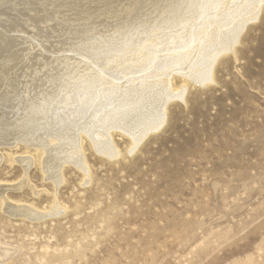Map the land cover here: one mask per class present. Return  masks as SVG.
Instances as JSON below:
<instances>
[{
  "label": "rangeland",
  "instance_id": "rangeland-1",
  "mask_svg": "<svg viewBox=\"0 0 264 264\" xmlns=\"http://www.w3.org/2000/svg\"><path fill=\"white\" fill-rule=\"evenodd\" d=\"M34 1L25 0L24 4L23 0H1L0 2V47L2 44L3 47H6L5 49L1 47L2 51L0 49L2 53L0 61L9 59L8 50H12L11 53L9 52L12 57L13 50L16 52L18 47L22 46L20 48L23 49L26 44V47H29L24 51L18 49L17 53L23 52L20 53L21 56L16 53L14 55L18 59L22 55H26L25 59L23 57L17 60L24 64L16 65V68L10 70L12 72L7 73L8 76L5 74L4 77L7 76V81L3 79L4 77H2L3 80L0 78V82L11 81L14 88H17L15 90L17 94L23 79L26 78L27 83L29 80L35 79L27 78L30 73L27 74L23 68H21L23 71L20 74L24 75L26 72L25 78L18 72L20 71L18 66L27 65V61L36 69H41L40 72L37 70L35 75H38L37 77L41 80L38 79L41 82L39 85L45 84V88L48 79L59 77L57 73L61 70L60 63H70V61L72 63V60H68L69 58H76L77 60L75 59L73 62L78 65L76 63L68 65V63L67 69L69 67L71 71V68L73 70L77 66V69L82 67L84 70L80 68L81 72L83 71L80 73V70L76 69L79 71V75L76 71L73 70V73L71 71L72 76L74 73L79 76L77 78L75 75V78L78 79H76L77 82L82 81L81 84L78 83L81 86L92 79L94 81L97 79L95 84L99 86L98 82L102 77L104 84L102 86L100 83V86L105 88V85H109V79L116 78V75L120 77L119 81H117L118 78L115 80L113 78L116 83H124L125 79H129V77L136 78L139 75H150L151 73L152 76L149 77L156 79L158 77L157 72L156 74L154 72L156 66L154 63H160L165 57L174 55V53L178 54L189 50L190 53L198 52L201 47L208 45L206 36L213 33L218 26L224 25L227 19L231 20L230 16L227 17L223 11L221 12L227 18L225 19L224 15L220 16L223 13L218 12V14V10H214L213 7L217 4L213 2L215 4H211L213 11L211 7L207 8L205 17L207 19L212 17V20L209 19L210 22H208L209 20L204 19V21L206 20L205 25L210 28L208 30V26L205 28L204 25L202 29L204 36H197L196 42L193 29L190 28L191 31H187L189 28L184 25L182 28L181 26L176 27L171 31L164 29L163 34L160 30L157 32L156 29L152 31L154 34L152 32L150 35L147 34L143 29L146 30L151 26L150 23L153 20V16H150L151 18L146 16L148 13H145V20L141 19L147 21L144 23L145 27L142 28L143 26L140 25L141 28H139L136 18L138 15L144 14V10L151 5L152 0ZM225 5H228V2ZM225 5L221 3L218 9L224 7L223 10L228 11L234 4L228 6L230 9ZM136 9H140V11L138 10L136 13ZM133 13L134 18L132 17ZM213 13L214 15H212ZM69 16H73L75 19L69 18ZM108 16L109 18H107ZM121 16L124 17L121 18ZM138 17L140 18V16ZM157 19H155L157 22H153L155 21L153 20L151 24L159 26L158 22H162V19ZM239 19H242V16L235 18V20ZM131 21L132 23L129 24ZM84 22L85 24H83ZM212 22L218 23V25L214 26L215 23ZM14 23L19 25L17 24L18 26L15 27ZM132 24L133 29H131ZM108 26L112 27H110L112 32ZM25 27L27 30L24 29ZM54 27L55 29H53ZM120 28L122 32L119 33ZM125 28L129 29L128 32L125 31ZM9 30L14 33L8 32ZM38 31L40 32L38 33ZM52 31L54 34H49ZM133 31L134 36L139 35L138 37L145 38L144 43L135 42L133 39L132 47L130 46L131 48L125 53L122 48ZM5 32L13 33L12 36L15 34L14 39L11 34L8 36ZM102 32L106 34L104 35ZM172 33L178 34V37L181 38L185 35L191 36L190 42L194 41L189 43L197 44H188L189 47L179 49V44L174 45L172 39H169L174 35ZM24 34H27L28 38ZM5 35L6 38H9H4ZM239 36L237 47L235 46V55L225 53L217 59L214 67L215 83L208 84V86L200 85V87L199 83L190 84L185 95L186 103L178 102V100L170 102L165 124L158 131L148 134L142 141L143 144L141 143L134 153H131L127 138L118 137L117 134L116 137L114 135L116 132L113 134L115 138L113 141L121 154L114 156L115 158L102 156L92 149L88 139L83 140L82 153L88 165L85 167L89 171L87 177L89 179H86L72 163H65L64 167L62 166L63 182L55 187L42 174L40 163L35 161L34 164L30 163V168L28 167L26 172V177L28 176L29 180L27 181L28 185L24 184L20 188H13L14 185L19 186L20 181L23 180V164H19L18 161L13 162L11 158L21 157L24 148L22 145L15 148L0 146V153L3 155L0 160V186L4 184L11 186L4 192L8 200L32 205L35 210L47 213L56 201L60 210L63 209V212L60 211L58 214H50L39 219H32V217L27 219L20 215H11L6 211V208H3L0 201V264H264V6L256 20L244 25ZM22 37L27 38L26 42V38L23 39L24 41L20 40ZM176 37L177 35L172 38ZM35 38H39V41ZM40 38L44 39L40 40ZM109 38L114 40L115 44ZM117 38L120 40V42L118 41L119 47ZM11 39H13V43ZM3 41H5V45ZM20 41L25 44L23 45ZM103 41H105L104 44ZM6 43H11V45L16 43L17 45H12L14 48L10 45L8 48L9 45L6 46ZM15 46L17 47L15 48ZM46 46L48 49L52 47L54 52L52 49L49 52ZM93 46L94 48H92ZM101 46L103 50L104 46H108L107 50H101ZM114 46L117 51L119 49L118 54L110 56L108 53V59L104 64L99 61L96 66H93L95 64L90 60L97 47H100L97 49L98 51L101 50L100 52L105 53L108 50L114 52ZM55 47L57 52L54 50ZM26 50L32 51V53L28 55ZM75 50L81 55H76ZM34 51H37L38 54L42 53L41 56L35 54ZM194 53L192 55L195 56L196 53ZM87 54L90 59H87L88 56L85 58ZM209 54H213V52H209ZM14 56L10 57L12 61L15 60ZM28 57L34 60L29 62ZM53 57H55L54 60L58 59L59 63L54 61ZM111 59L115 61L111 62ZM41 60L45 61L42 63ZM61 60L64 61L61 62ZM192 61L194 63L195 59ZM192 61L189 60L188 65ZM53 62L58 63H54L56 68L52 66ZM83 62L86 66L91 65L90 72L86 73L88 67L82 65ZM88 62L90 63L88 64ZM101 63L102 65H99ZM174 63H178L176 64L177 69L178 67L182 69L186 62L178 60ZM64 65L62 68H66L65 63ZM95 70L96 72L101 70L100 74L99 72L93 73ZM49 71H53V73ZM139 71L141 73L138 75ZM144 71L146 72L144 73ZM128 72L130 76H127ZM40 73L42 74L40 75ZM88 73L90 76H87L91 79L87 78L86 74ZM108 73H112V76ZM44 74H47L46 77ZM70 76L69 73L66 79L69 80ZM83 76H86L87 81ZM15 77H20V80L13 79ZM29 82L31 83V81ZM36 82L33 87L28 86V90L37 86ZM105 82L107 83L105 84ZM174 85L177 87L181 85L179 78H176ZM48 89L46 90L48 93L53 91V89L51 91L50 88ZM58 90L60 91V88ZM37 92L41 94V91ZM22 93L21 91L19 97L23 96ZM60 97L57 96L53 99L56 100ZM4 98L6 99V97ZM13 99L15 97L11 98V100ZM34 99L36 98L34 97ZM53 99L50 100L53 101ZM57 106L59 108L62 105L59 103ZM52 110L53 107L49 112ZM63 116H68V113H64ZM31 153H33L32 150Z\"/></svg>",
  "mask_w": 264,
  "mask_h": 264
},
{
  "label": "bare ground",
  "instance_id": "bare-ground-1",
  "mask_svg": "<svg viewBox=\"0 0 264 264\" xmlns=\"http://www.w3.org/2000/svg\"><path fill=\"white\" fill-rule=\"evenodd\" d=\"M24 1L25 0H23V2H22L23 4H24ZM128 1L127 2L125 1V2L128 3ZM156 1L152 0L151 5L149 7H147L146 10H144L145 11L144 14H141V12H143V11L140 12L141 15H138V16H140V18L136 15L137 16L136 20L139 21V22L137 21L138 23L134 19L135 20L134 22H136V24L139 25L138 26L139 28H141L140 25L143 26L142 28L145 27L144 23H147V21L146 22L144 21L146 16L147 17H150V16L152 17L153 16L152 17L153 20H155L157 18H159V20L162 19V22L161 21L158 22L159 26H154L155 24L154 25L151 24L153 20L151 21V19H150V21H151L150 25L151 26L146 28V30L143 29L147 34L149 33V35L155 29L157 30V32H158V30H160L161 33H162V32H164V29H168L169 31H171V30H174L176 27L178 28V27L181 26V28H182V26L184 25L185 27L187 26L186 28H189V29H187V31H189V30L191 31V29H193L192 32L194 33L195 41H196V38H198L197 36H200V35L202 36L204 34V33L202 34V32H203L202 29L204 28V25L206 24L205 23L206 20L204 21V19H207V18H205L207 16V11L206 10H207V8L209 9V7L212 6L211 4L213 2L215 4H217L215 7H213L214 10H216V11L218 10L217 13L223 11L226 14L227 17H228V15L230 16L231 20L227 19L226 22L224 23V25L218 26L216 28V30L213 31V33L211 32L209 36H206V37H208L207 38L208 39V42H207L208 45L207 46L205 45L206 47H201V49H199L198 52L195 51V53H196L195 56L192 55V53H194V51H192V53H190L189 49H188L189 51H184L183 50L184 52H181V53H178V54L174 53V55H168L167 57H165L163 55L165 57V59L162 60V58H161L162 62L154 63V64H156V66L154 67L155 68L154 72H155V74L157 72V77L158 78L153 79V77H149L150 75L152 76V73L150 75H146V74H144L146 71H144V73L142 72L144 75L140 76L139 73H141V72L139 71V72H137L139 77H136V78L132 77L133 79L131 77H129V79H125L124 83H118V82L116 83V81H114V80L118 78L117 81H119L120 77H118L119 75H116V72H115V75L117 77L116 78L113 77L114 80L111 77H110L111 79H109L110 82H115V83H110L108 81L109 85H107V86L105 85V88H101L100 83L102 85V84H104V81L101 79L102 77L100 78V81L98 82V85L100 86L101 89L98 88L99 86H97V84H95V81L97 79H95V81L92 79L94 81V83H93L92 80H89L88 83L86 82L87 84H82V86L78 84V83L82 82V81L77 82V80H78L77 78L79 77L78 75L84 71L83 68L80 67L83 70L81 72V69L80 68L77 69V66L75 65L76 69L80 70V73L76 69H73L74 71L77 72V74L79 73L78 75H76L74 73L73 74L74 76H72V73H73L72 68H71L72 73L69 70V67L67 69V66L70 65V63H71L70 60H72V63L74 64L76 62H73V60H75L76 58L75 59H70L69 58L68 60L70 61V63L69 62H64L66 64V68L65 67H63V68H65L66 70L62 68V66H65L64 63L63 64L60 63L59 65L61 67V70H63V71H61V70H59V72L57 71L58 72L57 74L59 75V77L55 76V78H53V79L51 78L52 80L48 79L47 80L48 84H47L46 88L44 87V86H46L45 84L39 85L41 83L40 82L41 80L37 77L38 75L37 76L35 75V72L38 69H36L34 65L28 64V61L26 60L27 61V65H24V66H21V67L18 66V68H19V70L21 72L18 71V68H17V71L20 74L25 69L27 74L30 73V74H28L27 78H29V77H30L29 79L35 78L34 79L35 82L38 79L40 81L38 80V82H36L37 86H35L33 89L31 88L30 90H28L29 89L28 86L29 87L30 86L33 87L35 82H34V80H29L28 79L29 81H31V83L29 81L27 83V80H25L26 78L24 77V75H26V72H24V75L20 74V75H23V77L25 79H23V80L21 79L23 81L22 84H21L22 86H21L20 89H18L19 93L17 94V93H15V90H17V88L16 89L14 88V86L11 83V81L6 83V81H7L6 78L8 76L7 73L9 74L10 70H12L13 68H16L17 67L16 65L24 64L23 62L19 63L20 61H17V60H19V59H21L23 57L25 59L26 55L25 56L22 55V57L19 58V59H18L17 56H14V55L16 53L17 55L19 54V56H21L20 53L22 51H24L25 48H27L28 46L26 47V45H27L26 44L24 46L25 48L22 49V48H20L22 46H20L18 44L20 46V47H18V49L20 48L19 50H22V51L17 53V51H19L18 49L16 50V52H15V50H13L14 51V55H12V57L13 56L15 57L14 58L15 60H13V61L10 59L11 56L9 54V52L12 51V50H8L7 49L9 51V52L7 51L8 53L7 52H3V53H7L9 55V57H8L9 59L6 58V59L0 61L1 62V64H0V76L1 77L0 78L2 79V77L5 76V74L7 75L6 77L3 78V79H6L5 83H4V81L0 82V97H1L0 98V146H8V147H14L15 148L18 145H22L23 148H24V152L21 154V157H18V158L12 157L11 158V161H13V162L14 161H18L19 164L20 163L23 164L22 165L23 166V176H22L23 180L22 181L18 180V181H20V185L19 184H18L19 186L14 185L13 188L14 187L15 188H20L24 184L26 185L28 183L27 181H29V180L27 178L28 176L26 177V172H27V169L30 168L29 167L30 163H33L35 161L40 163L42 174L47 179H49L50 182H52V184L55 185V187H57L60 183L63 182V176H62V170L63 169H62V166L64 167L65 163H68V164L72 163L74 166H76L83 173V175L86 177V179H89V178H87L88 175H89V171H88V169H86V167L88 165L86 164L84 155L82 153L83 152L82 143H83V140H86V139H88L89 142L91 143L90 144L88 142L91 145L92 149H94L96 152L100 153L102 156H106V157L119 156L121 153H120V151H118L116 149L117 147L114 144L115 138L113 137V134L116 132L114 134L115 136L117 134L118 137H126L127 138V144L129 145V147H131L130 148L131 153L132 152L134 153L135 150H137L136 148L142 143V141L146 138V136L148 134H151V133H154V132L158 131L165 124L166 119H167V111H168V107H169L168 105H169L170 102H172V101L174 102V100H178V102L181 101L182 103H186V99H185L186 96L185 95H186V93L188 91V88H189L190 84L193 85V84L199 83V87H200V85L201 86H205V85L208 86V84L212 85V83L213 84L215 83V80H214V67L216 65L215 63L217 62V59L219 57L221 58V56L223 54H225V53H230L233 56L235 55V51H236L235 50V46L239 42V38H240L239 34L241 33L242 29H244V25L246 26V23H249L250 21L256 20L258 18L259 12L262 11L263 6H264V0H159V2H156ZM0 2H1V0H0ZM227 2H228V5H225ZM47 3H49V2H47ZM221 3H224V5L226 7H228L230 4L231 5L234 4V5H233L231 10L225 11V10H223L224 7L218 9V7H219V5ZM246 4H249V6H246ZM74 5L76 6L77 4H74ZM144 6H146V5H144ZM59 8H61V7H59ZM64 8H66V7L64 6ZM88 8H90V7H88ZM122 8H124V7H122ZM213 8H212V11H213ZM9 9H11V8H9ZM140 9H138V10L140 11ZM138 10L136 9L135 12L137 13ZM212 11H211V13H212ZM90 12L92 13L94 11H90ZM125 12H126V10H125ZM223 12H221V13H223ZM105 13H106V11H105ZM131 13H130V15H131ZM145 13H148V15H146ZM224 13L221 14L220 16L224 15ZM31 14H33V13H31ZM80 14H81V12H80ZM83 14H84V12H83ZM59 15H61V14H59ZM212 15H214V13ZM0 16H1V14H0ZM133 16H135L134 13H133L132 17ZM241 16H242V19L235 20V18H237V17L239 18ZM72 17L69 16V18H72ZM122 17H124V16H121V18ZM243 17H245L246 19L243 18ZM107 18H109V16ZM133 18H131V19H133ZM142 18H144V20H141ZM202 18H203V20H201ZM211 18H209V19H211ZM224 18H225V15H224ZM19 19H21V18H19ZM209 19H207V20H209ZM117 20H118V17H117ZM23 21L25 22V20H23ZM128 21H129V19H128ZM141 21H142V23H140ZM153 22H157V21L155 20ZM208 22H210V20ZM208 22H207V24H208ZM130 23H132V21L129 22V24ZM17 24H15L16 26L15 25L14 26L17 27L19 25V24L18 25ZM36 24H38V23H36ZM56 24H52V25H56ZM63 24H64V22H63ZM83 24H85V22ZM93 24H94V22H93ZM129 24H127V25H129ZM99 25H101V24H99ZM110 25H111V23H110ZM215 25H218V23H215L214 26ZM10 26H12V25H10ZM207 26L205 28H207ZM15 27H14V29H15ZM110 27L108 26L109 29H110ZM126 27H129V26H126ZM130 27H131V25H130ZM49 28L48 29L46 28V29L49 30ZM58 28H56V29H58ZM122 28H124V26H122ZM133 28H134V26L132 24L131 29H133ZM209 28L210 27L208 26V30H209ZM219 28L222 29V30H220ZM24 29H26V27ZM53 29H55V27ZM117 29H118V27H117ZM15 30H17V29H15ZM50 30H52V29H50ZM128 30L126 29L125 31L128 32ZM10 31H12V30H9L8 32H10ZM53 31L51 33L49 32V34H52ZM108 31H106V32H108ZM113 31H114V28H113ZM147 31H149V32H147ZM167 31L165 32L166 34H167ZM12 32L14 33V31H12ZM22 32H20V33H22ZM39 32L40 31H38V33ZM44 32H46V30ZM57 32H59V31H57ZM110 32H112V30ZM115 32H117V31H115ZM120 32H122L121 28L119 30V33ZM13 33H10L11 36H12ZM62 33H63V31H62ZM91 33H92V30H91ZM102 33H104V35L106 34L105 32H102ZM7 34L8 33H6V35ZM10 34H8V36ZM40 34H39V36H40ZM57 34H59V33H57ZM82 34H84V33H82ZM121 34H123V33H121ZM133 34H134V31L130 35L128 41L126 43L123 42L125 45L122 43V45H124V48H122V50L125 53H127L126 51H128L132 47L131 46V42H132L133 39H134L133 41H135V42H139V43L143 42L144 43V40H145L144 37H138L139 35L138 36H134ZM138 34H139V32H138ZM152 34H154V33L152 32ZM172 34H174L173 36L177 35V37L176 38H172L173 37L172 36L169 39L170 40L172 39V44L181 45L180 47L178 45L179 49H181V47H183V48H185L187 46L189 47L188 44H190L191 42L194 41V40H192L190 42V40L192 39L191 36L185 35L183 38H181V37H178V34H175V33H172ZM184 34H187V33L184 32ZM6 35H5L4 38H6ZM14 35L12 36L13 39H14ZM24 35H26V37L28 36L27 34H24ZM36 35H38V34L36 33ZM16 36H15V40H16ZM42 36H43V34H42ZM118 36H120V34H118ZM162 36H164V35H162ZM26 37H24V38H26ZM107 37H109V36H107ZM7 38H9V37H7ZM24 38L22 37L20 40H23ZM27 38L25 39V42H26ZM36 38H37V36H36ZM13 39H11V41ZM38 39H36V40H38ZM41 39L42 38H40V40ZM112 39H113V37H112ZM112 39L109 38V40L112 41L113 44H115L113 42L114 40H112ZM207 39H204V40H207ZM48 40H51V39L49 38ZM23 41L22 42L20 41V42L23 43V45H24L25 43ZM106 41H108V40H106ZM118 41L120 42V40L119 39L117 40V46L119 47ZM4 42L5 41H3V43ZM44 42H46V41H44ZM12 43H13V41H12ZM102 43L104 44L105 41H103ZM108 43H109V41H108ZM108 43H107V45H108ZM112 43H111V45H113ZM7 44L9 45L8 46V48H9L11 43L10 44L6 43V46H7ZM15 44L16 43H14L12 45H15ZM53 44L57 45L56 43H53ZM194 44H197V43H192L190 45H194ZM4 45H5V43H4ZM122 45L120 47H122ZM108 46H104V50ZM1 47L4 48V49L6 48V47H3V44L1 45ZM1 47H0V49L2 51L3 49ZM16 47L17 46H15V48ZM137 47H138V45H137ZM42 48H44V47H42ZM92 48H94V46ZM98 48H100V47H97V49ZM114 48H115V46H114ZM197 48H200V47H197ZM46 49H48L47 46H46ZM51 49H52V47H51ZM51 49H48L49 52H50ZM60 49H62V48H60ZM77 49L79 50V48H77ZM97 49L92 54V57H91L92 59L90 60L93 64H95L93 66H96L97 62H99V61H102L103 64H104L105 61L108 59V56H109L108 53H110V56H111V54L112 55L113 54L114 55L118 54V51H119V49L117 51V49L115 48L114 52L112 50H108V51H105V53H103V52H100L101 50H103L102 46H101V50L100 51H98ZM111 49H113L112 46H111ZM175 49H176V46H175L174 50ZM34 50H36V49H34ZM54 50L56 51L57 48L54 49ZM87 50H89V49H87ZM134 50H135V48H134ZM164 50L166 51V49H164ZM37 51H39V50H37ZM52 51H53V49H52ZM75 51L77 52V50H75ZM27 52H25V53H27ZM36 52L34 51L35 54H38ZM209 52L210 53L213 52V54H209ZM29 53H32V51L31 52L29 51L28 55H29ZM60 53H62V52H60ZM65 53H67V51ZM88 53H89V51H88ZM101 53H103V54L101 55ZM7 54H5V56H7ZM41 54H38V55L41 56ZM70 54H71V52H70ZM77 54L81 55L78 52L76 53V55ZM0 55H2V53ZM31 55H33V54H31ZM49 55H51V54H49ZM144 55H145V53H144ZM82 56H84V55H82ZM82 56H79V57H82ZM87 56H88V54L85 55V58ZM46 57L47 56L45 55V58ZM55 57L57 58L59 56H55ZM55 57H53V60H54ZM70 57L72 58L71 55H70ZM88 57L89 58H87V59H90V56H88ZM126 57H127V55H126ZM177 57H178V59H177ZM28 58H29V62H32L34 60V59L30 58V57H28ZM41 58H43V57H41ZM36 59H38V58H36ZM192 59H195L194 63H193ZM8 60H10L11 62L8 61ZM47 60H48V57H47ZM50 60L51 59L49 58V61ZM66 60H67V57H66ZM178 60L179 61L184 60V62H186L182 69L180 67H178V69H177L176 64H178V63H174L175 61L178 62ZM189 60L192 61V63L190 62L189 65H188V61ZM44 61H42V63ZM62 61H64V60H61V62ZM114 61L111 59V62H114ZM121 61H122V59H121ZM56 62L59 63V60L57 59ZM56 62H53V64L56 63ZM58 63H56V64H58ZM86 63H87V61H86ZM89 63L90 62H88V64ZM39 64H41V63L39 62ZM61 64H62V66H61ZM83 64H84V62L82 63V65ZM44 65H45V63H44ZM84 65H85L86 68L88 67L86 73L88 71L90 72V70H89L90 68L89 67L91 65L90 66H88V65L86 66V64H84ZM99 65H102V63L99 64ZM36 66H38V65H36ZM52 66H55V68H56L55 64L52 65ZM57 67H58V65H57ZM71 67H73V66H71ZM85 67H84V69H86ZM21 68H23V70ZM38 68H39V66H38ZM58 69H59V67H58ZM148 69H149V67H148ZM39 70H41V69L39 68ZM39 70H38V72H40ZM113 70H115V69L113 68ZM99 71H101V70H98V72ZM10 72H12V71H10ZM49 72L53 73V71H49ZM98 72H96V70H95V72L93 71V73H95V74H97ZM152 72H153V70H152ZM15 73H17V72H15ZM69 73L71 75L69 77V80L71 79L70 82H69V80L66 79V78H68L66 76L69 75ZM120 73H117V74H120ZM37 74H39V73H37ZM41 74L42 73H40V75ZM54 74L57 75L56 73H54ZM90 74L92 76V72ZM90 74L88 73V74H86V76L87 75L90 76ZM99 74H100V72H99ZM99 74H98V76H99ZM111 74H109V75L112 76ZM147 74H148V72H147ZM12 75H14V74L12 73ZM40 75H39V77H40ZM46 75L44 74V77H46ZM51 75H53V74H51ZM75 75H76L77 78H75ZM86 76L85 77L83 76V77L86 79ZM127 76H130V73ZM153 76H154V74H153ZM17 78L19 79L20 77H15L13 79H17ZM87 78H90V77L87 76ZM94 78H96V77L94 76ZM176 78L180 79V84L181 85L178 86V87L176 85H174V81L176 80ZM8 79L10 80L9 77H8ZM64 79H65L66 83H65ZM44 80H46V79H44ZM86 81H87V79H86ZM45 83H46V81H45ZM106 83L107 82H105V84ZM49 84H51V85L48 86ZM18 85L20 86L19 83H18ZM106 87H109V88L106 89ZM48 88H50V91H51V89H53V91L48 93L46 91ZM58 88H60V91L58 90ZM98 90H101V91H98ZM21 91L23 92L22 93L23 96L19 97V95L21 94ZM37 91H41V94H40V92H37ZM57 96L58 97L61 96V97L59 99H56V100L53 99L54 97H57ZM4 97H6V99ZM13 97H15V99L11 100V98H13ZM34 97L36 99H34ZM50 99L51 100L53 99V101H51ZM59 103H61L62 106H60L58 108L57 105ZM52 107H53L52 112H49ZM61 111H63L64 113H68V116L64 117L63 116L64 113H62ZM113 138H114V141H113ZM31 150L33 151V153H31ZM2 157H3V155L0 153V160L2 159ZM8 188H11V186H8L6 184L0 186V190H1L0 191V201H1V204H2L3 208H6V211L8 213H10L11 215H20V216H23V217H27V219H28V217H29V219H30V217H32V219H36V218L39 219V218L46 217V216H48L50 214H56V213L58 214L60 211L63 210V209L60 210V207H59V205L57 204L56 201L53 203V206L48 210V213L44 212V211H41V212L37 211V210H35V208L32 205H28V204H25V203L21 204V203L11 202V201L8 200L7 196H5V194H4L5 190L6 189L8 190ZM34 195H35V193H34Z\"/></svg>",
  "mask_w": 264,
  "mask_h": 264
}]
</instances>
